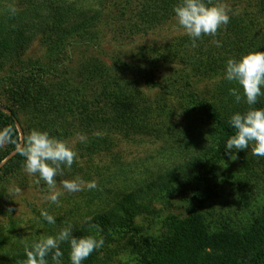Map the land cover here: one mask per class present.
I'll list each match as a JSON object with an SVG mask.
<instances>
[{
    "label": "trees",
    "instance_id": "1",
    "mask_svg": "<svg viewBox=\"0 0 264 264\" xmlns=\"http://www.w3.org/2000/svg\"><path fill=\"white\" fill-rule=\"evenodd\" d=\"M255 1V9L246 13L249 19L230 18V35L224 32L226 28L218 30L214 37L217 41L230 37L231 42L214 51L216 45L209 43L203 49L197 39V53L184 47V54L180 55L176 42L167 43L161 50V46H149L152 51L142 47L140 64L123 61L109 65L97 57L80 55L69 65L68 56L75 46L99 44L102 30L114 35L121 28L129 34H145L174 16V6L180 0H0V71L14 67L37 38L49 57L56 55L69 61L53 64L51 69L49 62L36 59L26 63V72L16 70L0 77V131L11 128L15 141L0 145V181L3 176L15 177L16 173L17 178L21 173L24 157L18 150L21 139L17 124L22 125L18 115L25 108L47 128L56 122L59 128H49L51 134H83L89 157L104 151L111 163L117 164V170L108 173L97 197L99 204L87 219L72 224L76 237L92 235L104 239L103 246L82 264H126L119 258L125 251L134 264H264V207L246 226L239 227L235 220L216 214L213 205L206 206V201L219 196L212 178L215 163L228 153L226 141L234 134L229 118L248 108L243 100L237 103L229 92L238 85L223 79L205 94L178 96V109L184 111L188 121L184 126L173 121L180 114L174 102L150 99L144 89L158 88L170 94L175 86L191 87L198 81L225 75L229 58L239 59L252 49L264 52V25L260 21L264 18V0ZM10 5L16 8L15 14L10 12ZM228 30L227 27L225 31ZM185 41L193 43L191 38ZM164 51L170 58L190 59L198 78L185 75L159 83L149 56L155 53L162 60L169 58ZM68 66L72 69H66ZM59 71L64 72L63 76H57L52 85L47 84L48 77ZM25 73L34 74L29 82ZM15 75L27 84L21 86ZM254 107L264 108V96L258 98ZM145 133L180 141L174 148L176 152L168 157L173 160L164 172L139 176L118 158L114 149L121 141ZM184 193L188 197L183 212L167 214L160 233H144L146 229L137 217L156 215L157 203L166 206L171 198ZM40 220L50 229L58 226L43 217ZM37 240L31 234L18 239L9 250L0 253V264H20L26 259L25 242L31 245ZM60 249L63 264H71L68 243H61Z\"/></svg>",
    "mask_w": 264,
    "mask_h": 264
},
{
    "label": "rangeland",
    "instance_id": "2",
    "mask_svg": "<svg viewBox=\"0 0 264 264\" xmlns=\"http://www.w3.org/2000/svg\"><path fill=\"white\" fill-rule=\"evenodd\" d=\"M224 2L231 8V12L229 13L231 19L236 16L249 19L246 13L252 12L256 6L255 0H224ZM112 5L114 6V4ZM111 8L115 11L118 10L117 7ZM241 13L247 16L241 15ZM110 15L112 14L110 13ZM260 21L261 25H264V18ZM232 23L233 21L230 20L226 26H222L219 30L227 29L228 27L229 30L225 31V29L224 32L230 35L232 32ZM101 35H103L102 41L99 44H95L94 46L87 44L75 46V49L68 56L69 61H71L69 65H72V61L80 55L97 57L109 65L123 61H129L131 64H140L141 61L138 58L142 47L150 49L151 47L161 46V50L167 43L173 45L176 42H179L178 48L181 50L180 55L184 54L182 50L184 47L190 53L198 52L196 46L193 47V43L185 41L190 37L178 25L175 15L148 30L145 34H129L125 29L121 28V30L116 31V35L113 32L107 31V29L102 30ZM214 40L216 38L209 35H203L198 39L199 42L203 43V49L208 48L209 43L210 45H216L213 42ZM219 42L222 47V45L230 43L231 38L223 39L221 37ZM44 47L40 39L37 38L32 41L14 67H6L0 71V77L16 70L26 72L29 69L30 61L36 59L49 62L51 69L53 68V64L57 65V63L62 62L67 64L69 62L66 58H59L56 55L49 57ZM217 48L219 47L216 45L212 51ZM174 49V47L171 48V50ZM150 50L152 51V49ZM164 54L169 57V54H166L165 51ZM57 59L60 60L57 61ZM117 59H120V61L118 62ZM149 60H152L150 64L154 65L152 67L156 74V80L159 83H162L163 79L172 80L173 78L185 75H192L193 78H198L196 66L189 64L190 59L166 57L162 60L160 54L150 53ZM22 61L25 64H22ZM26 63L29 64L27 65ZM58 66L62 67L66 65L59 64ZM144 66H149V64ZM66 69L69 70L72 68L68 66ZM63 73V71H59L55 75L48 77L47 84L52 85L56 81V77H62ZM23 75L26 78V82H29V79L31 80L34 74L30 75L25 73ZM128 75L130 77L132 76L130 73ZM224 76L217 75L211 79L207 78L204 81L196 82L191 87L181 88L180 85L175 86L170 94L158 88L149 90L144 87V89L145 94L150 99H157V102L168 101L171 104L174 102L175 108L178 109L181 108L178 104L181 98L178 96L182 95L185 97L196 93L198 95L205 94L211 89L214 90L216 85L223 79L226 80ZM14 78L20 82L21 86L27 84L24 83V79H19L16 75ZM22 102L25 103L26 101ZM0 108L2 107L0 106ZM178 111L180 114L175 115L173 121L180 124V126H184L188 123L187 116L184 114V111H180L179 109ZM18 117L22 123V125L17 124L21 139L19 146L22 145L24 136L31 130L37 129L47 131L50 136L67 141L69 146L77 153V157L70 169L65 167L63 175L55 178L57 190L63 192L59 197V206L45 199L49 195V189L46 183L41 180L37 184L36 180L39 177L29 175L23 166L17 178L16 173L15 177H9V175L7 177L3 176L2 181H0V253L5 249L6 251L7 249L9 250V247H12V243H15L18 239H25L29 234L41 239L57 233L66 223L73 224L87 219L89 217L88 213L92 209L94 210L97 204H99L97 197L100 195L103 185L105 186L106 184L108 173L117 170L115 161L111 163V157L104 151L97 152L89 157L86 143L79 140L78 133L73 132L70 134L69 132L62 137L59 136V133L58 135L51 134L49 128L53 130L57 127L58 129L57 123L48 124L49 128H47L46 125L40 123V120L38 122V118H35L28 108L22 109ZM63 132L65 133V130ZM176 141L177 138H158L155 135L145 133L135 135L132 139L121 141L114 150L117 152V156L121 161H125V164L131 166L130 168H133L135 173L141 176L142 174L140 173H150L160 170V172H164L165 166L173 160V157H171V161L168 157L176 152L174 148L178 147L176 143L180 140ZM233 154L236 157L235 159L231 158ZM2 164L3 162L0 163V165ZM214 172L212 182L217 184L219 196L215 195L214 198L209 199L210 202L206 201V206L211 207L213 205L212 208L216 214H223L235 220V223L239 227L246 226L248 221L254 218L264 207V157L254 156L251 152V147L239 151L233 149L215 163ZM77 177L83 180L85 184L95 181L97 187L89 190L85 186L84 190L72 193L64 191L60 182L64 179L72 180ZM16 188L21 190L18 195L14 194ZM187 197L186 193L180 194L179 197L171 198L169 204L166 206H163L161 202L157 203V214L154 216L149 214L138 216V221L146 229L144 233L155 235L164 230L162 223L166 215L173 212H183L186 207ZM9 209H11V212H9ZM42 210H46L54 218L59 219L55 223L58 225L57 228L52 226V229H50L49 225L44 224L43 220H40L42 218ZM119 256L120 260L126 264H134L133 258L128 251L123 252Z\"/></svg>",
    "mask_w": 264,
    "mask_h": 264
},
{
    "label": "clouds",
    "instance_id": "3",
    "mask_svg": "<svg viewBox=\"0 0 264 264\" xmlns=\"http://www.w3.org/2000/svg\"><path fill=\"white\" fill-rule=\"evenodd\" d=\"M11 13L15 14L16 8L9 6ZM175 18L180 27L192 39L193 47L195 41L203 35L215 37L222 26L230 21L231 8L224 0H180L173 9ZM217 47L221 46L219 41H213ZM224 78L234 82L238 87L231 88L230 94L235 97L237 103L243 100L248 108L244 112H236L229 118V123L234 129V134L226 141V151L233 149L239 151L251 147L254 156L264 157V108H256L258 98L264 96V52L252 49L239 59L229 58L225 66ZM12 129L6 128L0 131V145L12 140ZM81 142H86V136L77 134ZM20 155L24 157V170L33 176H38L36 183L43 180L49 195L45 199L59 206V197L63 192L57 190L56 177L62 176L64 168H71L77 153L69 146L67 141L50 136L47 131L37 129L31 130L24 138L22 146L18 148ZM235 159V155L231 156ZM64 191L72 193L97 187L95 181L85 182L79 177L61 182ZM21 190L16 188L14 194H20ZM11 212V209H9ZM41 216L49 223L55 224L54 216L46 210L41 211ZM67 242L70 247L69 259L71 264H82L94 251L99 250L104 239L86 235L76 237L73 235V225L66 223L56 235H49L31 245L25 242L26 259L20 264H63V252L61 243Z\"/></svg>",
    "mask_w": 264,
    "mask_h": 264
}]
</instances>
